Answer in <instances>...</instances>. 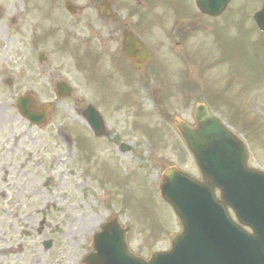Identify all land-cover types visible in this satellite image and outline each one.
I'll list each match as a JSON object with an SVG mask.
<instances>
[{
  "label": "rangeland",
  "instance_id": "rangeland-1",
  "mask_svg": "<svg viewBox=\"0 0 264 264\" xmlns=\"http://www.w3.org/2000/svg\"><path fill=\"white\" fill-rule=\"evenodd\" d=\"M78 1L82 2L86 0ZM3 2L6 8L11 6V0H4ZM131 7L132 9H135V6L132 3ZM177 11L180 14H184V5L180 4L177 7ZM250 11L251 10L249 9V12ZM139 13L143 14L141 11H139ZM143 35L149 38L147 28H143ZM203 40V43L199 46L200 52L195 55V57H191V59L194 60L192 66H195L197 64L196 62L201 64L203 62L209 61V63H211L212 61L217 62L219 59V63L221 65H225L222 60L226 62V65H229L226 59H228L229 62L234 60L232 59L231 61V56L228 54L232 50V38L226 31L222 32L217 48H212V50L216 53L207 57L202 56L207 55L210 52L212 44L210 39ZM160 63L162 75L167 81V88L170 89L172 94L180 99L184 94L185 100H187L191 91L189 89V82L185 81L186 69L181 67L180 62H176L172 59L167 60L168 64L164 63L162 60ZM230 65L232 66V64ZM227 68L228 66H223L221 70L226 71ZM240 68L243 69V66ZM195 72L196 71L194 70V73ZM214 73H218L217 76L215 74H209L205 77L206 86H204V88L207 87L208 80L210 78L220 79V77H223L225 74L224 72L221 73L219 68H216ZM248 75L253 77V79L255 78V76L252 74L248 73ZM246 76V73L243 72L241 80L245 81L247 84V81L245 80ZM131 86L132 83L128 81L122 84V90L124 91L123 98L126 101H130L132 99V95H125V91ZM200 86V84L194 85V88ZM237 86L238 83L236 82L234 86H231V91L236 90ZM17 90L21 91V89ZM112 93L113 89L109 86L106 94L111 95ZM259 95L261 96V99H251L250 102H253L258 111H260V108H262L264 114V98H262L264 93L259 92L258 97H260ZM142 98V104H144L149 110H153L154 108L152 100H150V98L146 96L145 93L142 95ZM7 106V104H2L0 106V118L2 120L3 129V131H0V147L6 146L7 144V146H21V143L15 140L17 128L11 129L9 122L5 120L4 111L6 110ZM130 112H132V109L125 107L120 110L119 114L122 116L123 120L126 121ZM180 113L181 110H172L169 116L170 119H168L169 126L165 124V126L161 127L164 130L162 129L163 131L160 133V135H158L160 136V140L164 134H166V137L168 135H174L169 129L165 133V129L172 126L171 117L180 115ZM156 115L157 112L146 114L148 119H152L151 124L154 126V128L158 127V129H161L159 127V122H161V120L157 121L158 117ZM66 116L71 118V116L67 113ZM129 120L130 119L127 120L128 124ZM246 121L250 122V119H246ZM70 122L71 121H69L68 124ZM14 123L17 124V122ZM143 127H147L151 131V126L149 124L143 123ZM172 127L171 129H173ZM129 128L130 125H127L125 132H129ZM243 133H245V139L249 140L250 146L252 148L254 154V165L264 167V144H254V141H252L249 136L246 135V130ZM155 137L156 135L154 134V138ZM154 138L152 137L150 139ZM138 139L141 140V138ZM127 140H130L132 143H134L132 138L127 137ZM56 141L57 140L55 138L45 141L44 136L41 134L38 128L32 127L31 132L27 137L26 144L32 150L42 152L46 145L55 146ZM142 142H148V139L145 138V141L143 139ZM136 148L137 147L133 148L131 152L127 153L121 158V160L126 165V173H132L138 170L143 163L147 164L146 159L149 158V155L155 157L156 165L158 167L162 162L168 163L170 161H176V158H174V154L172 153L173 150L170 147L163 150H158L154 147L142 146L140 151L139 149L134 151ZM51 150L53 154L55 152L56 158L50 161L48 158L53 157L54 155L52 154L47 156L43 162V166L34 168L32 163L28 161L27 152L26 156L21 159L23 160L25 167H23V163L21 162L20 164L16 163L12 168H6V172H9V176L7 179V184L4 187L2 186L5 195H0V251L9 249V252H7V254H0V264H76L73 260V256L70 254V251L74 248L75 243L83 238L88 237L98 228L100 223L106 220L110 214H120L124 221L135 224H139L135 219V216L139 218L142 224L148 223L151 219H158L160 225H158L159 228L154 229L155 233H158L160 230H162L161 228L163 225H170L173 220L175 221V216L166 204H164L162 201L156 203L151 198L147 199L145 205L131 200L129 202L131 208L128 205H123V203H127V198L122 199L120 204L119 202H115L113 200H109L108 203L105 202L108 198V195H106L105 192H90V188L92 187L90 180L84 177L76 167L78 158L75 155L73 146L60 140L58 141V147L56 151L55 149ZM164 156L165 159L162 160ZM16 160L18 161L19 158H16ZM20 165H22L23 169L19 168ZM185 170L192 175H197L196 169L192 168L191 164L187 165ZM103 173L106 178L114 182L112 175L113 172L104 169ZM160 173L161 170L159 169V176ZM156 174L158 175V171H156ZM157 175H154V180L157 179ZM33 177L42 178L41 187L43 188L44 193L41 196L34 194L28 195L27 193L24 194V192H27V190L32 189V185L28 184L27 180L32 181ZM46 177H52V180L56 185H48L43 187V182L47 180ZM34 180L37 181V179ZM24 187L26 190H24ZM94 189L96 190V187H94ZM132 196L133 195L131 192L130 197ZM153 198L156 197L154 196ZM155 200L157 201V199ZM50 202L57 204V211L51 212L47 215L50 226H47L42 235H38L37 222L40 217L36 211L38 208H41L44 203ZM149 209L154 210L151 211ZM95 222H97L95 228L89 229L88 227L90 223ZM176 230L177 222L173 226V231ZM169 232L170 231L165 232V236H167ZM44 239H52L54 244L52 249L48 251L46 255H41L39 253V247L40 242ZM160 243L163 244L162 242H159L158 245L156 244L158 248L163 247ZM19 244L22 246V250L20 252H14V250L10 249L11 247H17ZM152 249L153 248L149 246H145L143 251L144 253H147ZM33 259H35L34 262Z\"/></svg>",
  "mask_w": 264,
  "mask_h": 264
},
{
  "label": "water",
  "instance_id": "water-1",
  "mask_svg": "<svg viewBox=\"0 0 264 264\" xmlns=\"http://www.w3.org/2000/svg\"><path fill=\"white\" fill-rule=\"evenodd\" d=\"M198 119V132L181 129L203 181L170 175L164 198L183 233L174 243L175 252L157 255L153 264H264V177L248 170L245 148L235 137L205 112ZM216 188L221 201L215 198ZM227 206L253 228L254 236L232 222Z\"/></svg>",
  "mask_w": 264,
  "mask_h": 264
},
{
  "label": "flooded vegetation",
  "instance_id": "flooded-vegetation-1",
  "mask_svg": "<svg viewBox=\"0 0 264 264\" xmlns=\"http://www.w3.org/2000/svg\"><path fill=\"white\" fill-rule=\"evenodd\" d=\"M57 2L51 1L50 8H52ZM49 9L48 11H50ZM14 22V21H13ZM75 22V21H74ZM28 26L30 23L27 22ZM76 22L70 23L66 27H61L59 33L64 37H71L78 43V37L75 32ZM37 29L44 31L41 26H36ZM131 28V27H129ZM128 29L126 23L116 24L109 26L102 37L96 36L93 46L99 50V46L103 47V52L96 56L93 59V63L96 65H103L106 70L110 72H125L130 70L131 64L128 60L124 59L121 54V49L124 47V33ZM51 42V41H50ZM53 45L56 46L57 43L53 42ZM63 67L59 63L58 58L56 57V52L53 49V54L49 58V54H43L41 61L38 67L34 72L30 70V66L26 64L24 66L23 74L20 76L23 82L20 84V87L26 88L25 91H22L24 96H28L35 99V104H57L61 102L60 93L58 92V87L63 81ZM34 74V76H32ZM66 77L69 75L66 74ZM37 80L39 88L38 92L32 90L29 86ZM73 95V92L63 93ZM59 97V98H58ZM74 95L72 99H74ZM76 102L78 99H75ZM6 103V102H5ZM0 131L2 129V120L0 118ZM17 150L13 149L9 153H16ZM8 153V151L6 152ZM7 158V155L0 156V163L5 164L7 161L4 159ZM2 159V160H1ZM90 250L86 251V254L81 260V264H89L87 261V255Z\"/></svg>",
  "mask_w": 264,
  "mask_h": 264
}]
</instances>
